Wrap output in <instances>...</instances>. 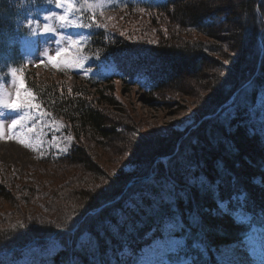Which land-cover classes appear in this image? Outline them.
Instances as JSON below:
<instances>
[{
	"label": "trees",
	"instance_id": "1",
	"mask_svg": "<svg viewBox=\"0 0 264 264\" xmlns=\"http://www.w3.org/2000/svg\"><path fill=\"white\" fill-rule=\"evenodd\" d=\"M18 2L0 0V20H25L28 10ZM220 5H227L231 16L227 21L222 17L218 25L224 9ZM113 7L116 9L107 13L124 12L123 20L128 22L137 21L133 18L136 10L154 11L169 15L168 19L180 26L172 29V40L161 39L146 48L121 39L110 24L106 30L86 28V53L105 61L122 60L124 68L115 70L116 77L101 81L97 68L89 81L74 78V87L61 83L56 90L53 81H43L32 71L26 74V84L45 108L74 129L76 138L93 141L101 148L123 142L128 134L123 123L113 122L105 107L115 103L114 82L137 88L143 99L152 103L158 92L177 89L178 79L192 77L202 83V72L215 73L201 99L197 119L183 130L147 142L132 126L129 135L134 138L128 153L134 166L111 176L102 173L108 184L104 189L67 195L79 200L77 210L66 207L72 203H51L49 210L55 217L38 226L22 221L0 230V247L63 230L53 241L65 249L45 257L44 264H71L69 252L77 264H139L145 246L153 242L165 245L159 256L171 261L219 264L217 255L223 246L241 242L250 232L264 228V0H116L109 6ZM83 15L87 23L88 14ZM189 30L210 39L222 33L230 35L222 37L225 45L189 42L184 40ZM224 51L232 53L228 66L211 58L222 57ZM0 52H4L1 44ZM182 68L186 70L181 72ZM250 80V85L217 113ZM83 146L58 160L96 174L101 167L89 154V147ZM1 201H8L15 210L18 206L0 183ZM45 231L49 233L30 237ZM172 242H177L176 250L169 248ZM37 245L45 248L43 243Z\"/></svg>",
	"mask_w": 264,
	"mask_h": 264
},
{
	"label": "rangeland",
	"instance_id": "2",
	"mask_svg": "<svg viewBox=\"0 0 264 264\" xmlns=\"http://www.w3.org/2000/svg\"><path fill=\"white\" fill-rule=\"evenodd\" d=\"M227 5H220L224 9L221 10V18L216 21V24L219 25V20L222 17L226 21L230 19L231 14L228 12L230 10ZM58 11L59 9L55 6H50L45 11L43 19L53 12L61 13ZM117 12L105 13L97 22L110 24L114 30L119 32L121 39L142 48H146L148 45H157L161 42V39L172 40V29L175 27L179 29L178 26H180L178 21L176 24L175 20L168 19L169 15H161L159 12L136 10L133 17L137 19L136 22L131 20L128 22L125 18L124 21V12ZM170 12L174 14L175 10ZM83 14H88V12L85 11ZM235 21L241 22V19L236 18ZM45 22L55 25L57 30L63 32V34L66 32V29H59V25L55 20H45ZM225 27L228 31L231 30L230 26L226 25ZM46 35L50 36L52 34ZM229 35L228 33H222L219 38L210 39L203 34L189 30L184 40L189 42L206 41L225 45V40L222 37L226 36L225 38H227ZM231 55V52L224 51L222 57L212 56L211 58L227 65ZM185 70V68H182L180 71ZM33 73L40 76L43 81H53L56 90L58 89L57 84L66 83L69 87H74L75 84V79L72 77L51 74L42 70H36ZM201 74L202 83L193 80L192 77L178 79L175 82L177 89L174 87L165 93L158 92L152 103L146 102L137 88L124 87L121 83L114 82L112 86L115 96L112 99L115 103L112 106L105 107L112 113L113 122L123 123L128 134L125 133L123 142L109 144L106 147L101 146L100 148L96 146L97 143L95 145V142L90 140H79L76 138V133L72 127L66 126L63 121L44 109L50 115L46 117L47 123L37 122V139L40 143L33 150L31 147L20 144L12 137L11 122L18 119L20 115L9 113L0 117V124L3 125L0 131L6 133L4 138L0 139V183L9 190L10 199L14 201L12 203L17 202L18 204L15 210L8 201L0 202V230L9 229L11 224L14 225L22 221L33 222L38 226L37 224L43 222V220L51 216L55 217V212L49 210L51 203L55 205L62 203L65 206L72 203L66 207L73 211L77 210L79 200L75 201L76 198L69 199L67 195L73 192L104 189L108 184L102 173L111 176L116 171L134 166L133 157L128 153L134 138L133 135H129L132 126L137 128L139 134L145 135L144 141L147 142L148 139L151 141L156 137L171 134L174 130H183L189 124L192 125L193 121L197 119L196 115L200 109L201 99L206 96V89L209 84L213 83L211 76L215 75V73L212 74L207 71ZM10 92H14L13 87H10ZM93 92L91 90V93ZM87 99L89 101V98ZM29 135L35 134L30 133ZM83 145L89 147V154L101 167V170L97 167L99 171L96 174L89 173L87 169L81 166L70 167L65 165V162L62 163L58 160L61 155H70L75 148ZM220 212L222 211L220 210ZM72 214H75V212ZM69 217L66 216L65 218ZM41 230L43 229L39 231L41 232ZM38 232L31 234L30 237L49 233V231ZM151 246L148 255L155 258L162 245ZM171 248L176 250L177 242H173ZM55 250L48 248L47 252L50 253ZM217 257L220 264H264V236L255 234L249 236L245 242L226 245L220 249ZM145 259L142 264L154 263V261H146ZM163 261L165 259L162 257L155 260V262ZM173 264H177V262L175 261Z\"/></svg>",
	"mask_w": 264,
	"mask_h": 264
},
{
	"label": "snow or ice",
	"instance_id": "3",
	"mask_svg": "<svg viewBox=\"0 0 264 264\" xmlns=\"http://www.w3.org/2000/svg\"><path fill=\"white\" fill-rule=\"evenodd\" d=\"M47 2L62 10L61 13L53 12L44 17L47 21L55 20L59 29H90L95 26L106 30L107 24L97 23V16H103L105 9L115 4L116 0H47ZM85 11L88 12L87 23L83 15ZM33 23H36L39 28L38 21H30L28 27L31 28ZM41 31L43 34H52L56 37L55 55L52 56L47 51L45 52L47 64H51L57 70L83 67L86 58L81 53L85 37L74 38L72 35H65L51 23H45ZM39 66L38 64L37 67ZM7 75L11 77L14 92H8L0 83V109L22 110L19 118L11 122L12 137L25 147L35 150L40 143L37 139V122L47 123L46 117L50 114L41 107L33 92L26 87L22 67H11ZM2 79L0 77V80ZM2 114L0 112V115ZM0 128H3L2 124ZM30 133L35 135H29ZM5 135L6 133H0V139H3Z\"/></svg>",
	"mask_w": 264,
	"mask_h": 264
}]
</instances>
